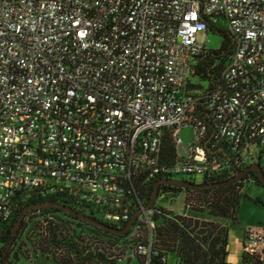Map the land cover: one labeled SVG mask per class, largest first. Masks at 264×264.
Returning a JSON list of instances; mask_svg holds the SVG:
<instances>
[{"label": "built area", "instance_id": "built-area-1", "mask_svg": "<svg viewBox=\"0 0 264 264\" xmlns=\"http://www.w3.org/2000/svg\"><path fill=\"white\" fill-rule=\"evenodd\" d=\"M208 15L236 46L221 85L200 96L190 84ZM186 127L193 141L181 157ZM255 148L264 149V0H0V224L34 189L116 229L138 213L125 253L157 264L155 211L138 187L243 169ZM263 252L264 232L247 228L240 264H262Z\"/></svg>", "mask_w": 264, "mask_h": 264}, {"label": "trees", "instance_id": "trees-1", "mask_svg": "<svg viewBox=\"0 0 264 264\" xmlns=\"http://www.w3.org/2000/svg\"><path fill=\"white\" fill-rule=\"evenodd\" d=\"M203 19L207 23V32L222 37L218 49L205 48L194 60L192 77L206 82L207 86L191 83L190 89L200 96H207L221 85V72L230 61L236 46V39L233 33L216 22L212 15L203 16ZM197 107L199 111H203L200 105ZM163 150L168 160L174 159L175 148L168 135L165 136ZM257 163L264 172V149L259 150ZM247 167L249 166L236 171H224L213 177H204L201 184L223 183L210 188L160 183L157 187L158 195L162 191L174 193L184 191L185 208L189 207V210L196 212L206 211L210 217L236 222L240 200L245 196L242 192L245 182L252 180L256 185L264 187V182L253 171L247 172L233 183L225 184ZM158 181H154L148 187H138L146 204L149 203ZM185 183L193 184V182ZM189 192L194 197L198 196L199 205H203L201 208H196L195 202H193L195 198L187 196ZM52 203L66 206L77 214L96 220L93 216L88 215L80 204L64 195L57 193L42 196L38 189L20 192L14 198V208L10 220L0 224V264H11V256L16 257L17 253L21 252V244L18 246L17 241L25 230L28 219L32 220V214L39 217L33 226L39 231L37 233V236H40L38 251L51 255L55 264H118L122 260L127 261L124 258L127 248L125 237L128 231L124 234H114L87 223L65 210L48 207ZM254 203H259V200H254ZM153 209L155 211L152 216L155 223L153 259L157 264H228L226 262L228 228H222L212 222L193 217L173 215L170 211L155 207V203ZM18 222H20L19 228L13 236V228ZM125 226L126 223L121 227ZM113 239L118 240L119 243L112 242ZM120 248L124 249L119 250ZM132 259H136L141 264V260L137 256Z\"/></svg>", "mask_w": 264, "mask_h": 264}, {"label": "rangeland", "instance_id": "rangeland-1", "mask_svg": "<svg viewBox=\"0 0 264 264\" xmlns=\"http://www.w3.org/2000/svg\"><path fill=\"white\" fill-rule=\"evenodd\" d=\"M197 41L199 44H206V49L216 50L220 47L222 42V37L218 34L212 32H201L197 35ZM192 83H200L202 86L206 87L207 83L198 80L195 77H191ZM179 138L181 143L177 146V153L181 157H187L189 154V144L193 141V131L192 129L186 127L182 129ZM258 149L255 148V156L257 157ZM184 180H187L185 177ZM196 184H200L203 181L202 175H197L194 178ZM242 192L245 194L240 200L239 211L237 215V222L213 218L207 215L206 211L196 212L189 210V207H184L185 192L181 191L179 193H174L171 191H162L155 200V207L162 208L164 210L170 211L173 215H183L187 217H193L199 220L212 222L214 225H218L222 228H228L231 233L229 240L230 251L233 253L235 251L234 242L237 243L239 237L244 230L247 228L256 229L260 232L264 231V187L258 186L254 181L249 180L245 182L244 189ZM189 198H195L196 208H201L203 205H199L198 196H193L192 193H188ZM258 199L259 203H254V200ZM203 209V208H202ZM31 219H28L25 230L22 232L20 238L17 241V245L21 244V252L17 253V256H11V264H55L51 259V255L42 254L38 251V240L40 236H37V231L33 226L35 222L39 220L35 214L31 215ZM157 224V223H156ZM155 223L153 224L154 230ZM112 242H118V240L113 239ZM114 246L117 244H113ZM19 246V245H18ZM17 249V247H16ZM15 252V251H14ZM126 260H122L118 264H139L136 259H132L130 253H125ZM4 264V263H2ZM263 264H264V254H263Z\"/></svg>", "mask_w": 264, "mask_h": 264}, {"label": "water", "instance_id": "water-1", "mask_svg": "<svg viewBox=\"0 0 264 264\" xmlns=\"http://www.w3.org/2000/svg\"><path fill=\"white\" fill-rule=\"evenodd\" d=\"M250 171H253V172H256L257 173V177L262 181L264 182V172L262 171V169L260 168V165L255 162L253 164H251L249 167H247L244 171L242 172H239L238 174H236L234 177H232L230 180H228L225 184H229V183H233L235 181H237L238 179H240L241 177H243L247 172H250ZM160 183H168V184H177V185H182V186H191V187H194V188H210V187H214V186H218L220 184H223V183H220V184H213V185H205V184H187L183 181H178V180H172V179H168V180H159L158 182H156L155 184V188H154V192H153V195L148 203V207H152L157 196H158V190H157V187ZM40 206V205H38ZM48 207H56V208H60L62 210H65L66 212H69L73 215H76L78 216L79 219L87 222V223H90L94 226H97L98 228H102L104 230H107L109 232H112L114 234H124L128 231V229L130 228V226L132 225V222L133 220L135 219V217L137 216L138 213H135L132 218L129 220V222L126 224L125 227H123L122 229H116V228H113L111 226H108L104 223H101L97 220H94V219H91L90 217L88 216H83V215H80V214H77L76 212L72 211L71 209L67 208L66 206H63V205H60V204H56V203H52V204H49ZM19 225H20V222H18L15 227L13 228V236H15L16 234V231L17 229L19 228ZM7 264V263H6Z\"/></svg>", "mask_w": 264, "mask_h": 264}, {"label": "crops", "instance_id": "crops-1", "mask_svg": "<svg viewBox=\"0 0 264 264\" xmlns=\"http://www.w3.org/2000/svg\"><path fill=\"white\" fill-rule=\"evenodd\" d=\"M237 222V221H236ZM264 232V231H262ZM244 234H245V230L244 233L241 234V236L239 237L237 243L234 242L235 245V251H233V253H231L230 251V246H229V240L231 237V233H228V256L226 259V262L228 264H240L242 261V243H243V239H244ZM264 254V252H263ZM262 264H263V255H262Z\"/></svg>", "mask_w": 264, "mask_h": 264}]
</instances>
